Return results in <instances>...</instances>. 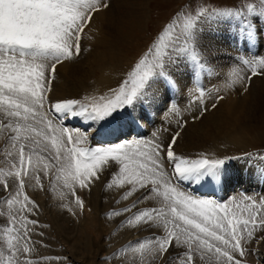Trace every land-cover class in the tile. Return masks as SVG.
<instances>
[{
  "label": "rangeland",
  "instance_id": "1",
  "mask_svg": "<svg viewBox=\"0 0 264 264\" xmlns=\"http://www.w3.org/2000/svg\"><path fill=\"white\" fill-rule=\"evenodd\" d=\"M249 4L257 12L255 15L247 16L255 33L252 40L246 36L242 21L227 20L216 23L215 21L200 20L198 26L201 32L203 30V47L201 46L203 68L199 73H196L195 69H193V76L186 69L178 72L174 88L167 87L163 81H157L149 90V96L146 95L144 100L134 106L118 109L104 119L98 120L87 115L56 114L50 110L49 105L43 110V120L39 117L35 119L29 117L30 120L21 122L18 118L7 117L0 109V181L8 184L6 192L0 188V264H6L10 252L14 251V249L8 248L10 237L13 245L21 246L27 243L28 247L32 249L23 256H19L17 253L20 261L24 264H27L28 261H31V264H105V261L107 264H164L163 260H156L150 255L148 250L157 243L154 237L166 234L165 229L162 226L150 229L147 225L152 223L151 221L145 223L143 219L137 221L132 218L146 210L152 211L154 218L160 211L165 213L169 211L168 206L171 201L166 200L162 195L167 187L165 181L156 178V190L151 192L148 199H143L141 202H137V197L144 189L138 188L137 192H133L125 199L132 186L128 183H113L119 175L118 169L111 173L103 172L101 179L93 181L89 190L80 189L78 185L70 190L65 184V178L71 170L68 167L67 157L62 156L60 160V163L64 165L63 171L53 162L56 153L48 134V120H51L52 125L58 130L63 127L72 131L73 143L77 139L76 130H79L81 142L75 146L81 148L119 145L121 142L116 143V140L119 141L122 136L127 135L136 127H139L141 131L140 136L136 134V139L140 142L132 141L133 149L137 147V144L144 145L150 141L153 133L161 140L167 141L171 135L179 131L180 146L175 151L182 158L197 159L202 153L209 158H223L227 155L232 159L228 160L218 173L203 172L186 179L174 180L172 186L176 187L177 191L182 190L194 197L225 202L233 209L238 205L251 204L252 200H255L257 204L264 202V105L257 106V110L250 113L248 122L234 123V119L227 116L230 104L239 101L241 104L251 103L254 99L252 94L258 92L259 86L264 82V78L258 79L252 75V69L248 65L242 67L244 64L240 60L241 57L244 59L264 57V31H258V36L254 26L259 22L264 26V16L258 14L261 9H264V0H110L108 8L102 9L99 13H93L92 21L80 34L81 54L74 60H65L62 64L56 65L57 71L58 69L61 71H56L53 80L50 81L53 91L48 93V100L50 101L55 95L58 99H74L83 105H103L115 98V92L110 90L115 89L116 92H119L120 88L124 86L125 91H130L133 85L128 86V84L131 82L123 84V81L128 78L129 71L144 55L152 44L153 38L166 24L177 25L173 34V39H175L184 25L194 20L196 13L204 7L244 11ZM95 34L98 38L112 41L110 47L107 48V50H111V55L104 58V65L102 63L101 68L94 62L92 53V46L97 41L94 38ZM204 40L206 41L204 42ZM178 42L182 47L189 43L187 47L194 49V45L189 41ZM227 65L228 67L230 65L229 69H226ZM102 67L108 69L109 75L105 74L106 71ZM236 67H239L240 70L239 68L237 70ZM244 68L247 69L245 70L246 76L242 72ZM233 69L237 71L235 70V72ZM222 70L224 71L222 72ZM233 72L236 74L233 75ZM239 73L243 76L244 81H247L246 84L241 83L243 79H240L239 75L241 81L236 80L238 85L235 84L233 79H237L236 75ZM221 76L224 77L219 78ZM60 77L64 80L62 81ZM56 80L58 83L55 82ZM225 80L228 83L231 81L230 84ZM232 82L233 84H231ZM224 86H232L233 90ZM254 86L256 89L253 88ZM261 86H264V83ZM245 87L246 91L243 90ZM202 91L204 99L200 95ZM216 96L223 97V99H217ZM199 100L201 103L198 102ZM169 104L176 111H168ZM213 104L216 105L215 108L212 107ZM201 108L207 109L203 115H199ZM183 109H187L188 113L186 112V114ZM220 114L227 116L226 122L230 127L227 128L228 125L226 126L225 122V126L222 125L218 132L215 133L211 130L215 133L213 138L207 137V133L202 135L203 129L210 126L209 121L220 117ZM178 120L184 121L185 125L179 127ZM18 123L21 124L19 135L11 131L12 128L17 127ZM6 124L11 125V128H5ZM143 126L145 128H142ZM118 128L121 129L118 130ZM124 128L125 131L121 132ZM239 128L245 130L242 138H238L235 133ZM116 129L119 131L117 135L105 139L100 138L97 141L98 136L108 135ZM88 132L92 133L89 136L90 141ZM258 135L262 137L260 142H252ZM25 136L35 140L36 143H30L29 140L21 138ZM216 137L225 139L226 144L216 146L212 142ZM108 141L115 142L106 144L105 142ZM21 145L25 149V166L28 175L23 176L22 174L24 187L19 190L20 195L17 197L18 183L14 185L12 177L8 174L20 167L19 149ZM62 151L67 152V145L62 148ZM29 156L32 158L31 164L27 163ZM74 163L75 160H71V164L74 165ZM33 168H35V172H33ZM164 168L165 175L172 172L169 165L165 164ZM37 179L39 183H37ZM147 187L154 186L148 183ZM25 196L28 197L27 201L24 199ZM77 197L83 201V209L75 203ZM245 197H251V200H246ZM12 199H15V202L9 204L8 200ZM134 202L135 206H133ZM33 203L36 205L34 208L32 207ZM28 208H32V211H27ZM125 208L130 210L123 211ZM260 211L264 212V208H261ZM240 218L247 219L248 217L246 213L241 212ZM160 219L162 222L164 218ZM168 219L171 217L169 216ZM32 220H36L38 223L33 225L31 224ZM177 223L182 222L177 221ZM9 228L12 229L11 232ZM24 231H27L29 237L27 241L20 236V233ZM186 239L187 236L181 234V240ZM263 241L264 229H261L248 241L243 264H264ZM141 244H143V248H141ZM193 246L195 247V245ZM197 259L199 264H223V258H217L212 253H198L193 257L194 264Z\"/></svg>",
  "mask_w": 264,
  "mask_h": 264
},
{
  "label": "snow or ice",
  "instance_id": "2",
  "mask_svg": "<svg viewBox=\"0 0 264 264\" xmlns=\"http://www.w3.org/2000/svg\"><path fill=\"white\" fill-rule=\"evenodd\" d=\"M109 6L110 0H0V109L7 117L18 118L21 122L28 121L29 117L43 120V110L50 105V110L56 114L87 115L98 120L104 119L118 109L134 106L144 100L157 81H163L167 87L174 88L178 72L186 69L193 76L195 69L199 73L203 68V33L198 26L200 20L216 23L239 20L250 40L255 35L253 26L247 19L249 14H257L251 4L244 11L204 7L196 13L194 20L184 25L175 39L173 34L177 25L174 23L166 24L157 33L144 55L129 71L128 78L123 81L124 84L131 82L133 87L130 91H125L123 87L119 92L110 90L115 92V98L103 105H83L74 99H58L55 95L49 101L48 93L53 91L50 81L57 71L56 65L65 60H74L81 54L80 34L92 21L93 13H99ZM258 14L264 16V9ZM178 41H189L194 49H189L187 45L182 47ZM240 60L252 69V75L264 78V58L241 57ZM241 83L246 84L247 81L242 80ZM243 90L246 91L247 88ZM200 95L203 97V91ZM212 107L215 108L216 105L213 104ZM167 110L176 111L170 104ZM206 111L207 109L201 108L199 115ZM177 124L183 127L185 122L178 120ZM47 125L56 153L53 162L63 171L61 157L66 156L69 161L68 167L71 170L65 178V184L70 190L76 185L80 189L89 190L93 181L101 179L103 172L111 173L118 169L119 175L113 183H128L132 186L125 199L138 188L144 189L137 197V202H141L156 190V178L165 181L167 187L162 195L171 201L169 211H160L154 218L152 211L146 210L132 218L137 221L143 219L145 223L151 221L147 225L150 229L161 226L165 229L166 234L154 237L157 243L148 250L150 255L156 260H163L164 264H194L193 257L198 253H212L217 258L222 257L223 264H243L248 241L257 231L264 229V212L260 211L264 208V202L257 204L252 200L251 204L238 205L233 209L225 202L194 197L182 190L177 191L172 186V182L177 179H186L203 172L218 173L232 159L227 155L223 158H209L204 154H199L200 158L197 159L182 158L175 151L181 138L179 131L167 141L153 133L150 141L144 145L137 144L135 149L131 142L110 147L81 148L75 146L81 142L79 130H76L77 139L73 143L72 131L63 127L56 129L51 120L47 121ZM4 127L11 128V125L6 124ZM11 131L19 135L21 124L18 123ZM21 138L36 143L29 137ZM65 145L66 153L62 151ZM19 155V169L8 174L14 185L18 183L17 197L20 195L19 190L24 187L22 174L28 175L23 145L19 149ZM73 159L74 165L71 164ZM27 163H32L31 156ZM165 164L172 169L168 175H165ZM148 183L154 187H147ZM0 188L6 192L8 184L0 181ZM24 199L27 201L28 197L25 196ZM244 199L251 200V197ZM14 202L15 199L8 200L9 204ZM75 203L83 209V201L78 197ZM32 207L36 205L33 203ZM26 210L31 212L32 208ZM241 212L246 213L248 218L241 219ZM169 216L171 219H168ZM161 217L164 218L162 222ZM37 223L36 220L31 221L33 225ZM9 231L12 229L9 228ZM181 234L186 235L187 239L181 240ZM20 236L25 241L29 239L27 231L21 232ZM11 240L10 237L8 248L14 251L10 252L6 264H24L19 256L32 249L27 243L13 245ZM143 247L141 244V248ZM27 264H31V261ZM195 264H199L198 259Z\"/></svg>",
  "mask_w": 264,
  "mask_h": 264
},
{
  "label": "bare ground",
  "instance_id": "3",
  "mask_svg": "<svg viewBox=\"0 0 264 264\" xmlns=\"http://www.w3.org/2000/svg\"><path fill=\"white\" fill-rule=\"evenodd\" d=\"M123 4V3H122ZM127 11V10H126ZM126 14V13H125ZM100 15V14H99ZM124 16V15H123ZM97 17V16H96ZM129 17V16H128ZM252 17V16H251ZM97 19V18H96ZM124 19H125V17H124ZM120 21V20H119ZM96 22H98V21H96ZM124 22V21H123ZM256 22V21H255ZM103 23V22H102ZM94 24V23H93ZM115 24H117V23H115ZM217 26V25H216ZM255 26V29H256V31H257V35L259 34L258 33V31H264V26H263V24L261 23V22H259V23H257V25H254ZM97 29V28H96ZM94 30V29H93ZM201 30V29H200ZM238 30H239V27H238ZM103 31V30H102ZM241 32H242V30H240ZM92 32V31H91ZM202 32H203V30H202ZM87 34H88V32H87ZM94 34V33H93ZM92 34V35H93ZM116 34V33H115ZM208 34H210V33H208ZM91 35V34H90ZM89 35V36H90ZM207 35V34H206ZM205 35V36H206ZM261 35V34H260ZM259 36V35H258ZM84 37H86V36H84ZM119 37H121V36H119ZM94 38H96L97 39V41L95 42V44L92 46L93 47V54H94V62L96 63V64H98L99 66L101 65L102 66V63H103V61H104V58L106 59V58H108V57H110V55H111V50L109 49V50H107V48L108 47H110V45L112 44V41H107L106 39L104 40V39H101V38H98V36L96 37V34H95V37ZM106 38V37H105ZM215 38V37H214ZM92 39H93V37H92ZM87 40H89V38H87ZM87 40H85V41H87ZM208 40V39H207ZM93 41H94V39H93ZM121 41V40H120ZM206 40H204V42H205ZM186 42V41H185ZM91 43H93L92 42V40H91ZM121 43V42H120ZM127 43V42H126ZM213 43V42H212ZM218 43V42H217ZM220 43V42H219ZM262 43V42H261ZM122 44V43H121ZM187 44H189V43H187ZM186 44V45H187ZM100 45H101V47H100ZM211 45V44H210ZM228 45V44H227ZM202 46V45H201ZM209 46V45H208ZM208 46H207V48H208ZM112 47V46H111ZM189 47V46H188ZM203 47V46H202ZM220 47H221V45H220ZM225 47V46H224ZM115 48V47H114ZM191 48V47H190ZM211 48V47H210ZM205 49V48H204ZM225 49V48H224ZM223 49V50H224ZM231 50V49H230ZM230 50H228V51H230ZM264 50V49H263ZM224 51H226V50H224ZM223 51V52H224ZM227 51V52H228ZM219 52V51H218ZM222 52V53H223ZM234 52V51H233ZM205 53V52H204ZM213 53V52H212ZM239 53V52H238ZM237 53V54H238ZM120 54V53H119ZM216 54V53H215ZM213 55V54H212ZM217 55V54H216ZM233 55V54H232ZM121 56V55H120ZM204 56V55H203ZM247 56V55H246ZM251 56V55H250ZM259 56V55H258ZM115 57H116V55H115ZM208 57V56H207ZM218 57V56H217ZM252 57V56H251ZM150 58V57H149ZM212 58H214V57H212ZM219 58H221L220 56H219ZM259 58H262V56L261 57H259ZM264 58V57H263ZM80 59V58H79ZM116 59V58H115ZM202 59V58H201ZM205 59V58H204ZM210 59V58H209ZM231 59V58H230ZM118 60V59H117ZM151 60V59H150ZM203 60V59H202ZM208 60V59H207ZM228 60V59H227ZM235 60V59H234ZM220 61V60H219ZM240 61V60H239ZM226 62V61H225ZM106 63V62H105ZM108 63H110V62H108ZM120 63V62H119ZM204 63H205V60H204ZM221 63V62H220ZM69 64V63H68ZM123 64V63H122ZM209 64V63H208ZM79 65V64H78ZM103 65H104V63H103ZM207 65V64H206ZM235 65H236V63H235ZM242 65V64H241ZM63 66V65H62ZM89 66V65H88ZM98 66V67H99ZM101 66H100V68H101ZM115 66V65H114ZM210 66V65H209ZM222 66V65H221ZM225 66V65H224ZM231 66H233V65H231ZM237 66V65H236ZM243 66H245V64L244 65H242V67ZM81 67V66H80ZM85 67V66H84ZM105 67V66H104ZM104 67H102L103 69H105V74H107V75H109V71H108V69L107 68H104ZM113 67V66H112ZM223 67V66H222ZM221 67V68H222ZM229 67H230V65H229ZM229 67H228V65H227V67H226V69H229ZM91 68V67H90ZM109 68V67H108ZM120 68V67H119ZM219 68V70L221 71V69H220V67H218ZM237 68V70H238V68L239 67H236ZM62 69V68H61ZM64 69V68H63ZM117 69V68H116ZM215 69V68H214ZM223 69V68H222ZM110 70V69H109ZM225 70V69H224ZM224 70H222V72L224 71ZM236 70V69H235ZM234 69H233V71H235ZM236 70V71H237ZM239 70H240V68H239ZM242 70V69H241ZM245 70H247V69H245L244 68V70L242 71V72H244L245 73ZM58 71H61V70H59L58 69ZM57 71V72H58ZM68 71V70H67ZM81 71V70H80ZM121 72H122V69L120 70ZM124 71V70H123ZM229 71V70H228ZM235 71V72H236ZM217 72V71H216ZM226 72H227V70H226ZM91 73V72H90ZM111 73V72H110ZM225 73V72H224ZM251 73V72H250ZM59 74V73H58ZM112 74H113V72H112ZM117 74V73H116ZM119 74V73H118ZM122 74V73H121ZM201 74V73H200ZM222 74V73H221ZM227 74H228V72H227ZM236 73H234L233 72V75H235ZM223 75V74H222ZM240 76L241 78L240 79H243L242 77L243 76H241L240 75V73L239 74H237L236 76ZM59 76V75H58ZM65 76V75H64ZM68 76V75H67ZM90 76V75H89ZM110 76H112V75H110ZM109 76V77H110ZM114 76H115V73H114ZM119 76H120V74H119ZM118 76V77H119ZM202 76V75H201ZM204 76V75H203ZM207 76V75H206ZM236 76H234L235 78H237ZM239 76H238V78L237 79H233L234 80V82L236 81V80H240L239 79ZM244 76H246V73H245V75ZM61 77H63V76H61ZM60 77V79H62ZM106 77V76H105ZM116 77V76H115ZM179 77V76H178ZM205 77V76H204ZM212 77V76H211ZM224 77V76H223ZM222 76L221 77H219V78H223ZM65 78V77H64ZM181 78H183V77H181ZM203 78V77H202ZM216 78V77H215ZM228 78V77H227ZM226 78V79H227ZM229 78H231V77H229ZM260 77H258V79H259ZM70 79V78H69ZM85 79V78H84ZM89 79V78H88ZM194 79H195V77H194ZM257 79V78H256ZM53 80V79H52ZM64 79H62V81H63ZM121 80V79H120ZM202 80V79H201ZM217 80H218V78H217ZM216 80V81H217ZM231 80H232V78H231ZM232 80V81H233ZM244 80V79H243ZM62 81H59V82H62ZM79 81V80H78ZM106 81H107V79H106ZM178 81V80H177ZM199 81V80H198ZM219 81H220V79H219ZM227 80H225V82H226ZM241 81V80H240ZM255 80H253V82H254ZM54 82V81H53ZM55 82H57V80L55 81ZM54 82V83H55ZM65 82V81H64ZM69 82V81H68ZM80 82V81H79ZM97 82V81H96ZM120 82V81H119ZM211 82H212V80H211ZM231 82V81H230ZM230 82L228 83V82H226V83H228V84H230ZM252 82V83H253ZM256 82V81H255ZM58 83V82H57ZM130 83V82H129ZM183 83V82H182ZM194 83V82H193ZM207 83V82H206ZM213 83V82H212ZM264 82H262V84H263ZM60 84V83H59ZM69 84V83H68ZM89 84V83H88ZM111 84V83H110ZM124 84V83H123ZM195 84V83H194ZM215 84V83H214ZM217 84V83H216ZM215 84V85H216ZM223 84V83H222ZM231 84H233V82L231 83ZM235 84H236V82H235ZM261 84V85H262ZM55 85V84H54ZM58 85V84H57ZM129 85H131V83L130 84H128V86ZM224 85V84H223ZM225 85H227V84H225ZM236 85H238V84H236ZM242 85V84H241ZM259 86V89H258V92H256V93H253L254 94V96H253V94H252V97L254 98L253 100H252V102L251 103H247V104H241L240 103V101L239 102H236V103H234V104H230L229 105V107H228V117H232L233 119H234V123H244V122H248V120H249V118H250V113L252 112V111H254V110H257V106H261L262 104L264 105V86ZM109 86V85H108ZM203 86V85H202ZM233 86V85H232ZM232 86H224V87H226V88H228L229 89V87H230V89H232L231 87ZM58 87H60V86H58ZM90 87V86H89ZM110 87V86H109ZM124 87V86H123ZM194 87V86H193ZM218 87V86H217ZM223 87V86H222ZM238 87V86H237ZM236 87V88H237ZM242 87V86H241ZM244 87V86H243ZM76 88H78V87H76ZM112 88V87H111ZM126 88H127V86H126ZM196 88V87H195ZM194 88V89H195ZM205 88V87H204ZM233 88H235V87H233ZM253 88H255V86L253 87ZM58 89V88H57ZM62 89V88H61ZM90 89V88H89ZM193 89V90H194ZM206 89V88H205ZM204 89V90H205ZM208 89V88H207ZM224 89V88H223ZM239 89V88H238ZM241 90H242V88H240ZM256 89V88H255ZM66 90V89H65ZM85 90V89H84ZM127 90H129L128 88H127ZM131 90V89H130ZM190 90V89H189ZM193 90H191L192 92H193ZM209 90V89H208ZM233 90V89H232ZM217 91H219V90H217ZM151 92V91H150ZM153 92V91H152ZM197 92V91H196ZM216 92V91H215ZM240 92V91H239ZM249 92H250V90H249ZM248 92V93H249ZM254 92V91H253ZM60 93V92H59ZM63 93V92H62ZM165 93V92H164ZM199 93V92H198ZM206 93V92H205ZM58 94V93H57ZM85 94V93H84ZM192 94V93H191ZM197 94V93H196ZM231 94H233V93H231ZM69 95V94H68ZM187 95V94H186ZM198 95V94H197ZM218 95V94H217ZM59 96H62V95H59ZM75 96V95H74ZM90 96V95H89ZM88 96V97H89ZM108 96V95H107ZM147 96H149V94L147 95ZM183 96V95H182ZM227 96V95H226ZM62 97H64V96H62ZM61 97V98H62ZM154 97V96H153ZM193 97V96H192ZM206 97H207V95H206ZM217 97V96H216ZM210 98V97H209ZM85 99V98H84ZM189 99V98H188ZM194 99V98H193ZM202 99H204L203 97H202ZM212 99H215V98H212ZM88 100V99H87ZM211 100V99H210ZM89 101V100H88ZM194 101H195V99H194ZM197 101V100H196ZM201 100H199L198 102H200ZM80 102V101H79ZM203 102V101H202ZM201 103V102H200ZM225 103V102H224ZM191 104V103H190ZM202 105H203V103H202ZM244 105V106H243ZM184 106V105H183ZM197 107V106H196ZM207 107H209V106H207ZM221 107V106H220ZM222 108V107H221ZM262 108V107H261ZM219 109V108H218ZM223 109V108H222ZM184 110V109H183ZM194 110V109H193ZM224 110V109H223ZM185 111V113L187 112V109L186 110H184ZM183 112V111H182ZM185 113H183V114H185ZM188 113V112H187ZM186 113V114H187ZM190 113V112H189ZM227 113V112H226ZM180 114H182V113H180ZM227 116H225V115H222L221 116V114H220V117H216V119H214V120H210L209 122V124H210V126H207L205 129H203V132L201 133L202 135H205L206 133H207V137H214V135L213 134H215L216 132H218L219 130H220V128H221V126L222 125H224V123L226 122V117ZM183 117H184V115H183ZM189 118V117H188ZM229 119V118H228ZM30 120V119H29ZM204 120V119H203ZM197 121V120H196ZM206 122V121H205ZM229 122V121H228ZM167 123V122H166ZM195 123V122H194ZM232 123V122H231ZM145 124V123H144ZM228 125V123L226 122V126ZM225 126V125H224ZM228 127H230V125H228L227 126V128ZM142 128H145L144 126L142 127ZM119 129H121V128H118V130ZM188 129H189V127H188ZM198 129V128H197ZM117 129L115 130V131H111V133L110 134H108V135H102L101 137H97V141H99L98 139H105V138H107V137H113L114 135H117L118 134V131ZM186 130H187V128H186ZM196 130V129H195ZM211 130H213V131H215V133L214 132H212ZM217 130V131H216ZM124 132L125 131V128L124 129H122L121 130V132ZM184 132H186V131H184ZM244 132H245V130H243V129H241V128H239V130L238 131H236L235 133H236V136L238 137V138H242L244 135ZM89 133V132H88ZM132 133H135V134H132ZM140 133H141V131H140V128L139 127H136V128H134V130H132V131H130V133H127V135H124V136H122L120 139H119V141H117L116 140V143H119V142H121L120 144H122V143H125V142H132V141H134V140H136L137 142H140V141H138L136 138H137V135L136 134H138L139 136H140ZM189 133V132H188ZM186 134V133H185ZM226 134H227V132H226ZM92 135V133H89L88 134V140L90 141V139H89V136H91ZM201 135V136H202ZM127 136H128V139H127ZM217 136H218V134H217ZM232 136V135H231ZM220 137V136H219ZM169 138V137H168ZM260 138V139H259ZM261 138L262 137H260V135H258L257 136V138L256 139H254L252 142H260V140H261ZM116 139V138H115ZM125 139V140H124ZM129 139H131V140H129ZM161 139V138H160ZM231 139H232V137H231ZM76 140V139H75ZM129 140V141H128ZM21 141V140H20ZM115 141H108V142H105L106 144L107 143H114ZM182 142V141H181ZM212 142H214L215 143V145L216 146H222V145H225L226 144V142L227 141H225V139H221V138H214L213 139V141ZM12 143V142H11ZM183 143V142H182ZM234 143V142H233ZM181 144V143H180ZM185 144V143H184ZM212 144V143H211ZM214 145V146H215ZM180 146V145H179ZM192 146V145H191ZM213 146V147H214ZM215 146V147H216ZM227 146V145H226ZM7 148V147H6ZM183 148V147H182ZM245 148V147H244ZM180 149V148H179ZM226 150V149H225ZM186 151V150H185ZM14 152V151H13ZM222 151H220V153H221ZM182 153H184V152H182ZM188 153V152H187ZM187 153H185V154H187ZM195 153V152H194ZM212 153V152H211ZM210 153V155H212ZM179 154V153H178ZM202 154V153H201ZM215 153L213 152V155H214ZM222 154V153H221ZM10 155V154H9ZM209 155V156H210ZM212 155V156H213ZM219 155V154H218ZM14 156V155H13ZM183 156V155H182ZM215 156V155H214ZM224 156V155H223ZM188 157V156H187ZM6 170V169H5ZM28 183V182H27ZM129 186V185H128ZM240 187V186H239ZM238 187V188H239ZM57 188V187H56ZM162 188V187H161ZM194 187H192V190L194 191V189H193ZM201 189V188H200ZM199 190V189H198ZM203 191V190H202ZM137 192V191H136ZM195 192V191H194ZM198 192H201V191H198ZM124 194V193H123ZM231 194H233V192H231ZM46 202V201H45ZM128 203V202H127ZM53 206V205H52ZM89 217V216H88ZM2 221V220H1ZM7 222V221H6ZM103 227V226H102ZM113 232V231H112ZM264 242V241H263ZM101 249V248H100ZM148 257V256H147ZM262 257V256H261Z\"/></svg>",
  "mask_w": 264,
  "mask_h": 264
}]
</instances>
